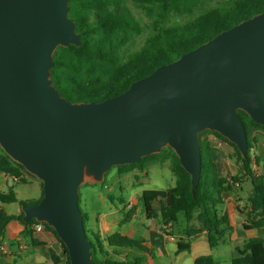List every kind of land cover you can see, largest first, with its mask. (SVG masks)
Here are the masks:
<instances>
[{"label": "water", "instance_id": "1", "mask_svg": "<svg viewBox=\"0 0 264 264\" xmlns=\"http://www.w3.org/2000/svg\"><path fill=\"white\" fill-rule=\"evenodd\" d=\"M70 0H0V147L43 183L24 222L51 227L70 264L93 260L79 206L80 187L113 168L170 147L201 179L199 134L210 130L243 158L248 133L238 111L264 126V12L158 67L103 102L71 103L52 80L54 53L81 45Z\"/></svg>", "mask_w": 264, "mask_h": 264}, {"label": "trees", "instance_id": "2", "mask_svg": "<svg viewBox=\"0 0 264 264\" xmlns=\"http://www.w3.org/2000/svg\"><path fill=\"white\" fill-rule=\"evenodd\" d=\"M69 7V17L76 24L77 33L81 34V45L59 47L55 51L52 80L59 94L69 102L88 103L103 102L122 94L132 83L149 76L158 67L178 60L221 32L263 13L264 0H70ZM134 10L147 21L135 15ZM173 17L186 18V21L173 24ZM145 33L142 47L126 53L129 46ZM238 114L248 133L247 157L243 158L236 145L219 133L210 130L200 133L202 171L194 193L191 191V176L170 147L164 148L159 154L144 157L135 164L115 167L120 176L132 175L139 183L148 175L151 165L169 161L175 185L165 190H144L140 196L148 219L160 217L164 225L173 226L182 215L186 223V237L206 232L209 247L214 249L229 242L236 230L229 214L222 213L220 209L224 194L240 190L230 180L242 184V180L247 179L252 191L248 197L249 208L245 212L243 229L264 230V170L260 175L257 173L262 157L257 139L249 136L251 129L264 131V126L256 124L242 110ZM208 135H214L232 147L239 166L237 175H219L212 152L214 145L207 139ZM0 172L18 180L19 184H26L28 177L39 182L42 190L40 199L20 201L21 206L36 205L43 198V183L10 158L1 147ZM17 201L15 192H0V204ZM155 203H159L158 209ZM134 213V210L127 213L123 223ZM83 217L85 224L84 214ZM23 218V211L19 215L0 211V245L11 221H18L24 226L23 237L33 235L37 221L24 222ZM194 222L199 225L198 229H195ZM46 228L55 235L63 248L62 260L53 256V261L70 264L65 245L51 227L46 225ZM86 234L92 242L93 260L97 263L150 264L148 260L155 258V251L146 240L138 241L119 231L103 236L99 230L86 229ZM190 248L189 242L183 239L178 241V253L189 251ZM130 249L137 250L145 257L131 256L128 252ZM238 253L239 256L232 259L231 264H264V237L249 239ZM193 264L216 262L212 255H204Z\"/></svg>", "mask_w": 264, "mask_h": 264}, {"label": "crops", "instance_id": "3", "mask_svg": "<svg viewBox=\"0 0 264 264\" xmlns=\"http://www.w3.org/2000/svg\"><path fill=\"white\" fill-rule=\"evenodd\" d=\"M249 136L255 137L259 144L258 151L260 150L262 163H260L261 166L260 168H258L257 173L258 175H260L264 170V131H261L259 129H251L249 131ZM207 139L214 145L212 148V152L219 175L223 177L237 175L239 173V166L234 159V150L232 149V147L228 146L226 143H224L214 135H208ZM26 184H29L32 187L31 192L28 195L29 197L21 199L16 190H18V188L22 184H19V181L14 179L13 177L0 172V192L7 194L13 191L15 192L18 200L17 202L11 204H0V211L2 210L9 215H19L22 211V206L19 203L20 201H32L40 199L42 190L39 182L31 177H28ZM241 188L242 184L240 189ZM249 195L245 197V199L242 198L239 191L236 193H226L223 195V205L220 208L221 212H226L227 214H229L230 219L236 226L235 232H233L230 236V241L226 243L231 246L230 262L232 261V259L239 256L238 250L242 249L249 239L264 237L263 228H255L251 230L243 229V224L246 221L245 212L247 208H249V205L247 204ZM126 204L127 206L125 207L130 209V205L132 203L127 202ZM7 205H17V207L15 208V210L8 212L6 210ZM134 217H136V212L132 215L131 218L124 222L127 228L125 234L132 238L138 237L141 240H146L147 242H149V244H151L150 242L153 239V249L160 250L162 252L161 254H167V245L169 240L178 242L180 239L189 242L191 248L187 252L193 254V263L198 257L211 255L212 253L213 249L209 247L206 232H202L198 235L188 238L185 235V225L184 232L182 234H177L174 231L175 225H173L169 230H166L164 228L165 225L161 221L160 217H156L154 219H148L146 217L148 220H154L155 222H151L149 226H145V224L142 222L141 226L138 227V230L136 227L137 224L135 223L136 219ZM123 220L121 221V223H123ZM114 224L115 220L100 216L96 219L97 229H95L94 231L99 230L103 236L115 233L116 231L114 228ZM194 225L195 229L199 228V225L196 222H194ZM146 228L147 231H145ZM140 230L145 232H141ZM23 231L24 226L21 225L18 221H11L7 225L4 241L2 242V244L8 248V253H0V264H64L62 262L55 263L53 261V256L62 260L63 248L51 231L46 229L43 233H33V235L30 237H23ZM179 254L180 253H178V256L181 255Z\"/></svg>", "mask_w": 264, "mask_h": 264}, {"label": "rangeland", "instance_id": "4", "mask_svg": "<svg viewBox=\"0 0 264 264\" xmlns=\"http://www.w3.org/2000/svg\"><path fill=\"white\" fill-rule=\"evenodd\" d=\"M135 15L139 17L143 16L137 11L134 10ZM144 22L147 21L146 18H143ZM186 21V18L173 17V24H182ZM146 38V33L138 37L132 45L126 50V53H132L142 47ZM250 138V142H251ZM252 143V142H251ZM262 163V161H261ZM38 182V181H37ZM175 185V177L172 174L169 168V161L164 164L155 163L149 167L148 175H145L144 179L137 183L136 179L132 175L120 176L118 174L117 168H112L105 176V182L103 183H92L87 182L80 187V198L79 206L82 213L85 215V227L87 231L89 229L95 230L96 228V219L100 216L115 220L114 228L116 232L126 233V226L121 221L124 219L125 215L130 212L132 209L136 212V217H134L136 227L141 226L143 222L145 226H149L154 220H148L145 216L142 203L140 202V196L144 190H165ZM241 187V184H240ZM239 187V188H240ZM31 186L29 184H22L16 192L19 197L25 198L29 197L28 195L31 192ZM252 191V185L247 179L242 180V188L239 190L240 195L243 199L247 197ZM123 200V202H121ZM127 202L132 203L130 209L127 207ZM245 204V203H244ZM155 208H159V203H155ZM17 205H7L6 210L11 212L15 210ZM154 219V218H153ZM119 221V223H118ZM121 223V224H120ZM184 225L183 217L180 215L179 222L175 225V233H183ZM172 226L165 225L164 228L169 230ZM149 228V227H147ZM147 228L145 231H147ZM141 231V230H140ZM141 231V232H145ZM147 233V232H146ZM89 237L91 234L88 232ZM132 238V237H131ZM138 241L141 239L134 238ZM149 241V240H148ZM154 240H151L150 246L153 248ZM168 252L166 255L161 254L160 250L155 251V258L148 260L150 264H193V254L190 252L184 251L181 252L178 256V242L169 240ZM159 251V252H158ZM231 246L229 244H222L212 250L211 255L215 258L216 264H231ZM131 256L145 257L142 253L137 250L130 249L128 250ZM177 253V254H176Z\"/></svg>", "mask_w": 264, "mask_h": 264}, {"label": "built area", "instance_id": "5", "mask_svg": "<svg viewBox=\"0 0 264 264\" xmlns=\"http://www.w3.org/2000/svg\"><path fill=\"white\" fill-rule=\"evenodd\" d=\"M230 181L235 187H237V188L240 187V183L239 182H234L233 180H230ZM46 229L47 228H46V224L45 223L37 222V224H35V226H34V233L35 234H40V233H43ZM0 253L1 254H7L8 253V248L5 245H3V244L0 245Z\"/></svg>", "mask_w": 264, "mask_h": 264}]
</instances>
